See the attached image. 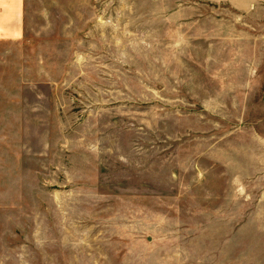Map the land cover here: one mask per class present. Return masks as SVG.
Instances as JSON below:
<instances>
[{"label": "rangeland", "instance_id": "rangeland-1", "mask_svg": "<svg viewBox=\"0 0 264 264\" xmlns=\"http://www.w3.org/2000/svg\"><path fill=\"white\" fill-rule=\"evenodd\" d=\"M259 1L25 0L0 264H264Z\"/></svg>", "mask_w": 264, "mask_h": 264}, {"label": "crops", "instance_id": "crops-1", "mask_svg": "<svg viewBox=\"0 0 264 264\" xmlns=\"http://www.w3.org/2000/svg\"><path fill=\"white\" fill-rule=\"evenodd\" d=\"M259 0H211L237 9ZM247 10V8L245 9ZM25 0H0V117L10 134L22 132L23 47L26 34Z\"/></svg>", "mask_w": 264, "mask_h": 264}]
</instances>
